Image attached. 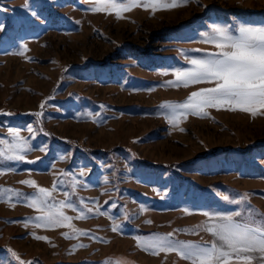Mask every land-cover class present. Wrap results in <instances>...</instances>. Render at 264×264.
Masks as SVG:
<instances>
[{"label": "rangeland", "instance_id": "1", "mask_svg": "<svg viewBox=\"0 0 264 264\" xmlns=\"http://www.w3.org/2000/svg\"><path fill=\"white\" fill-rule=\"evenodd\" d=\"M94 6L0 0V140L12 144L11 129L31 149L24 161L0 159V188L29 196L55 183L54 201L68 192L75 204L63 209L73 217L64 226L36 227L41 213L6 193L0 264H20L13 252L25 264H190L175 252L153 255L136 238L211 242L203 213H264V114L209 108L173 126L159 106L213 85H163L189 66L186 56L216 51L199 36L209 25H264V0H193L154 14L136 7L121 19ZM242 194L239 205L222 199ZM81 211L87 218L76 219Z\"/></svg>", "mask_w": 264, "mask_h": 264}, {"label": "snow or ice", "instance_id": "2", "mask_svg": "<svg viewBox=\"0 0 264 264\" xmlns=\"http://www.w3.org/2000/svg\"><path fill=\"white\" fill-rule=\"evenodd\" d=\"M94 3L93 12H115L116 18H123L122 13L131 11L136 7L155 11L169 10L176 7L186 6L193 0H172L171 3L160 4L155 0H90ZM28 5L26 4L25 7ZM202 42L213 45L216 51L209 52L203 58L187 57L186 67L173 70L175 80L167 82L165 87H188L200 83L212 84V87L201 88L192 92L188 98L181 103L168 102L160 105L161 109H167L165 118L170 124L176 126L180 118H187L189 114L200 118H206V109H226L230 111L240 110L251 114L253 117L264 114V25L255 26L245 24L234 18L233 24L221 25L213 23L208 26L207 31L199 33ZM26 50V49H25ZM195 52L201 49L193 50ZM23 54V53H20ZM168 74V73H164ZM41 108L45 105L42 103ZM40 116L41 113H36ZM32 131L31 128L28 129ZM180 131H183L181 128ZM13 133L12 144L0 140V144L6 147L0 148V159L4 161H24L22 152L31 150L28 141L19 137L18 132ZM46 152V146L39 148ZM39 159V158H37ZM35 163V161H27ZM67 175V173H64ZM21 183L37 187L35 181L25 180ZM62 183V182H61ZM73 187L75 184L73 183ZM58 188L53 184L52 190L39 187L35 193L25 196L23 193L15 192L10 188H0V202L5 201V194H15L18 200H25L27 206L37 209L41 215L36 217L39 221L36 227L55 228L64 226L73 217L65 215L63 209L75 210V204L69 199V193L65 192V200L54 201L53 191ZM224 201L242 204L248 200L247 194L240 195L239 199L230 200L228 195L222 197ZM11 201V195L7 197ZM83 203V201H81ZM14 206V205H13ZM143 210V209H142ZM92 208H87V213H92ZM97 214L99 213L97 210ZM207 221L202 229L209 233L213 240L205 243H192L172 240L167 236L155 235L145 241L137 237L138 246L146 251L150 250L153 255L159 252H175L180 258L190 261V264H264V213H258L254 209H248L245 216L241 211L229 214L203 213ZM87 214L81 211L76 219H85ZM150 223V221H149ZM27 226V221L25 222ZM119 225L113 226L117 231ZM187 231V230H184ZM75 237L86 236L87 232L73 229ZM37 240H47L45 236H36ZM65 238H73L64 233ZM84 247V245H80ZM12 255L20 262L16 253ZM32 264V262H28ZM104 264H110L105 261ZM118 264V262H117Z\"/></svg>", "mask_w": 264, "mask_h": 264}]
</instances>
